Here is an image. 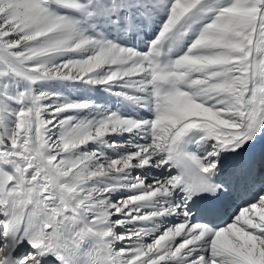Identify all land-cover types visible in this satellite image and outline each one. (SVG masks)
Wrapping results in <instances>:
<instances>
[{
  "label": "snow or ice",
  "instance_id": "snow-or-ice-1",
  "mask_svg": "<svg viewBox=\"0 0 264 264\" xmlns=\"http://www.w3.org/2000/svg\"><path fill=\"white\" fill-rule=\"evenodd\" d=\"M0 264H264V0H0Z\"/></svg>",
  "mask_w": 264,
  "mask_h": 264
}]
</instances>
